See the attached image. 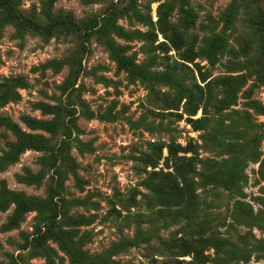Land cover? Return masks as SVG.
<instances>
[{
    "label": "rangeland",
    "instance_id": "1",
    "mask_svg": "<svg viewBox=\"0 0 264 264\" xmlns=\"http://www.w3.org/2000/svg\"><path fill=\"white\" fill-rule=\"evenodd\" d=\"M0 2V264H187L184 233L205 264H264V0ZM168 145L192 148L176 217Z\"/></svg>",
    "mask_w": 264,
    "mask_h": 264
},
{
    "label": "trees",
    "instance_id": "2",
    "mask_svg": "<svg viewBox=\"0 0 264 264\" xmlns=\"http://www.w3.org/2000/svg\"><path fill=\"white\" fill-rule=\"evenodd\" d=\"M0 7H3V2H0ZM20 21L22 23L26 22V20H24L22 17ZM162 33L164 35L165 40L159 42L158 44L159 47H163L164 51L166 52H168L172 47L173 50L176 51L180 59L186 61H192L190 57L191 43H188L187 39H185L182 36V34H180L173 27L165 28ZM171 64L173 67L175 66L176 68H178L179 66L181 67L185 66L183 62L177 60H174V63L171 62ZM207 103L208 102H206L203 106V116L197 118H191V117L189 118V122L194 130H198L205 125V121L207 120L205 116V114L207 113L206 112ZM195 111L196 110H192V113L189 114L194 115ZM21 138L22 139L18 144L13 145L12 148L13 155H15L17 151H19V149H25L27 147H35L38 144L35 136H31V135L29 136L26 133H22ZM167 147H168V154L164 157V163L166 165L165 168L172 167V170L161 171V173L163 177H165L169 186L178 192L180 201L178 202L175 209H171L167 206H158L159 208H157L156 214H158L161 217H163L165 214L171 217H176L184 214L185 211H187L188 213L191 212V210H189L190 207L186 204L187 196L188 194H190L189 192L190 180L187 174L188 168L186 167L190 165L192 156L179 154V152L187 153L192 151V148L188 145L186 146L178 145L177 146L178 148H176V146L173 145H168ZM147 159L148 162L146 164L155 168L158 165L159 160L161 159V154L158 156L148 157ZM150 206L151 205L149 204V207ZM56 238L61 243H64L61 236L57 235ZM179 240H181V243L176 245V248L179 250L178 253L180 254V256L189 255L191 257L190 260L187 261V264H205L202 261L203 258L202 251L194 243L191 242L190 238L186 233L181 234Z\"/></svg>",
    "mask_w": 264,
    "mask_h": 264
}]
</instances>
